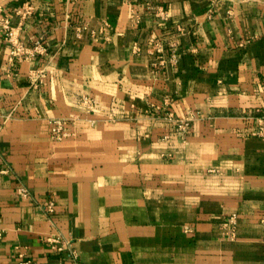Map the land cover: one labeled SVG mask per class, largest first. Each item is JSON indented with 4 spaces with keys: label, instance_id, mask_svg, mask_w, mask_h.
Returning a JSON list of instances; mask_svg holds the SVG:
<instances>
[{
    "label": "crops",
    "instance_id": "1",
    "mask_svg": "<svg viewBox=\"0 0 264 264\" xmlns=\"http://www.w3.org/2000/svg\"><path fill=\"white\" fill-rule=\"evenodd\" d=\"M0 8L27 45L43 38L48 48L10 64L0 29V264H22L20 253L33 264H264V139L251 134L264 106V0ZM159 41L178 58L155 72ZM36 69L48 75L33 87ZM83 94L96 98L95 125ZM170 112L200 113L186 142ZM71 115L81 117L75 135L52 140L49 118ZM58 234L76 260L46 241Z\"/></svg>",
    "mask_w": 264,
    "mask_h": 264
},
{
    "label": "built area",
    "instance_id": "2",
    "mask_svg": "<svg viewBox=\"0 0 264 264\" xmlns=\"http://www.w3.org/2000/svg\"><path fill=\"white\" fill-rule=\"evenodd\" d=\"M1 9V8H0ZM32 7L29 5L28 8H25L24 11H20L19 13L23 18H26L27 15L31 13ZM1 11V10H0ZM139 18L138 14H133V19L136 20ZM21 25L14 26L12 24V18L9 14H1L0 13V29L4 33L5 40L10 44V64L21 63L25 60H31L37 56H45L48 54V48L43 42V38H39L34 40L32 45H27L21 38ZM82 29L78 27V33L80 34ZM134 51L139 53L141 51V47L138 43L134 45ZM170 55L168 59H166V46L162 41H159L155 44L153 48V54L156 55V60L152 63L153 70L156 72L160 67L166 66L169 62L172 65L177 63V50L173 45L169 48ZM47 72L44 69H36L30 74L31 85L33 87H38L41 82L45 80L47 77ZM261 92L264 98V82L261 83ZM166 103L169 101L167 98ZM80 105L84 109V112L87 114V121L91 125H95L97 120L92 116L93 113L97 112L98 106L96 98L89 95L83 94L79 98ZM158 110V107L154 108ZM200 117L199 112H190L185 117H175L173 113H169L166 118L173 121L175 123V127L180 134V138L183 142L187 141L188 135L191 132L193 123ZM113 119L112 117H110ZM81 119L79 115H71V116H61V117H51L48 120L51 132V138L54 141H63L73 135H75L74 128L78 121ZM255 125L251 130V134L253 136L264 139V106L257 108L254 114ZM169 136H165L168 138ZM163 157L168 158L170 154H164ZM19 194L25 198H29L31 196L30 190L26 186H22L19 188ZM47 210L49 212H53L55 210V201L51 199L47 206ZM264 223V219L262 220ZM228 234L231 238H234L237 233L238 228V214H231L224 223ZM46 241L49 242L54 251L65 255L68 258L76 260L78 258V251L74 245L72 239L66 238L60 234L51 235L46 238ZM20 256L23 258L22 264H33L31 259H28L24 256L23 253H20Z\"/></svg>",
    "mask_w": 264,
    "mask_h": 264
}]
</instances>
